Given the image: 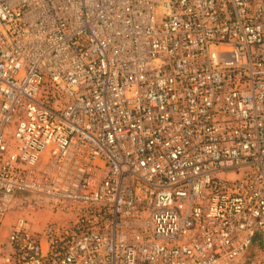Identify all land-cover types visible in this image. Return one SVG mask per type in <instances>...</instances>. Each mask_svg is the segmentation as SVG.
<instances>
[{"label": "built area", "instance_id": "1", "mask_svg": "<svg viewBox=\"0 0 264 264\" xmlns=\"http://www.w3.org/2000/svg\"><path fill=\"white\" fill-rule=\"evenodd\" d=\"M21 195L46 220L9 221ZM251 249L264 264V0H0V264Z\"/></svg>", "mask_w": 264, "mask_h": 264}, {"label": "rangeland", "instance_id": "2", "mask_svg": "<svg viewBox=\"0 0 264 264\" xmlns=\"http://www.w3.org/2000/svg\"><path fill=\"white\" fill-rule=\"evenodd\" d=\"M49 207L43 199L31 195L18 196L13 210L10 213L9 221H13L17 216L23 215L32 219L46 220L49 215ZM6 233V232H5ZM6 235V234H5ZM256 249H251L243 257L232 264H255L254 254Z\"/></svg>", "mask_w": 264, "mask_h": 264}]
</instances>
